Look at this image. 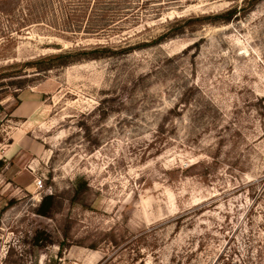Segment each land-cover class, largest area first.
<instances>
[{"label": "rangeland", "instance_id": "374dc122", "mask_svg": "<svg viewBox=\"0 0 264 264\" xmlns=\"http://www.w3.org/2000/svg\"><path fill=\"white\" fill-rule=\"evenodd\" d=\"M243 4L0 0V67L139 44L0 78V264H264V0L151 42Z\"/></svg>", "mask_w": 264, "mask_h": 264}, {"label": "trees", "instance_id": "16d2710c", "mask_svg": "<svg viewBox=\"0 0 264 264\" xmlns=\"http://www.w3.org/2000/svg\"><path fill=\"white\" fill-rule=\"evenodd\" d=\"M243 6H233L224 12L207 15V16H197V17H185L174 21L166 30V32L161 33L155 40H151V42H157L162 40L167 36H173L178 33H182L186 28L190 27L195 22H200L203 20H207L209 22L215 23L217 20L228 23L232 21L234 18H237L241 14L245 13L248 10L249 6H252L258 0H243ZM102 30L104 27L101 25L97 26ZM96 27H92L91 29H95ZM141 45V44H140ZM137 45H124L120 46L116 50H112V48L108 46L104 47H94L89 49H71V50H62L60 52H56L53 54H49L35 60H29L25 62H19L15 64H10L4 67H0V78L11 77L10 83L17 85V88H21L20 85L23 84L24 78H20L21 76H26L27 73L25 71L26 68H32L35 76H38L40 73L47 72L54 68L67 66L73 64L75 62L81 61L83 59H95L102 56L110 55L112 53L117 52H125L131 50L133 47H138ZM5 160L0 158V173L3 171L5 167ZM204 163L201 161H197L190 166L187 167V170L203 166ZM206 168V167H204ZM83 187H77L74 189V197H79L82 193ZM56 194L45 195L41 198L40 202L37 204L35 208V213L41 216L50 217L55 212L57 206Z\"/></svg>", "mask_w": 264, "mask_h": 264}, {"label": "built area", "instance_id": "2783aa9c", "mask_svg": "<svg viewBox=\"0 0 264 264\" xmlns=\"http://www.w3.org/2000/svg\"><path fill=\"white\" fill-rule=\"evenodd\" d=\"M34 184L37 188H40L42 186V181L39 178H36L34 181Z\"/></svg>", "mask_w": 264, "mask_h": 264}, {"label": "crops", "instance_id": "0c3cea01", "mask_svg": "<svg viewBox=\"0 0 264 264\" xmlns=\"http://www.w3.org/2000/svg\"><path fill=\"white\" fill-rule=\"evenodd\" d=\"M34 104H36V100L31 99V100L28 101V103L26 104L25 107L27 109V108H30L31 106H33Z\"/></svg>", "mask_w": 264, "mask_h": 264}]
</instances>
